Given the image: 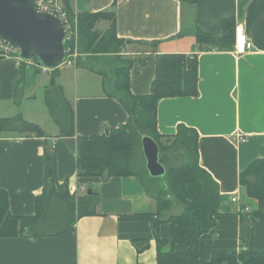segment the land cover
I'll return each instance as SVG.
<instances>
[{
    "label": "crops",
    "instance_id": "1",
    "mask_svg": "<svg viewBox=\"0 0 264 264\" xmlns=\"http://www.w3.org/2000/svg\"><path fill=\"white\" fill-rule=\"evenodd\" d=\"M57 1L63 7L65 0ZM68 1L75 13L114 10L117 37L133 41L122 47V55L132 59L129 88L133 94L150 91L156 55L197 56L198 94L161 98L157 130L171 135L178 125L195 129L199 165L219 188V213L215 225L199 237V257L208 260L214 253L264 251V216L249 212L254 203L244 196L239 183L241 170L254 159H264V0ZM224 20L230 21L228 39L220 38ZM239 24L252 48L237 55L233 44ZM107 26L106 20L96 23L101 31ZM197 29L208 37L197 39ZM55 80L73 107L76 136L105 133L126 122L127 112L106 94L97 71L85 65H60ZM50 81V70L39 69L34 61L21 67L16 55L4 53L0 41V118L19 115L44 132V136L0 132L1 188L7 194L10 213L34 215L45 184L47 146L55 152L57 181L67 183L70 195L82 196L88 189L98 194L95 213L78 218L61 235L0 238V264H157L151 223L156 217L155 200L132 175L77 176L76 153L59 136L45 103ZM238 134L244 140H238ZM235 195L238 202L232 201ZM241 206L248 208L242 216L248 228L245 246L239 236ZM159 235L170 239L169 223L160 224ZM133 240H144L147 247L139 252ZM176 250L186 247L177 244Z\"/></svg>",
    "mask_w": 264,
    "mask_h": 264
},
{
    "label": "trees",
    "instance_id": "2",
    "mask_svg": "<svg viewBox=\"0 0 264 264\" xmlns=\"http://www.w3.org/2000/svg\"><path fill=\"white\" fill-rule=\"evenodd\" d=\"M193 3L195 0H181ZM114 5V4H113ZM66 19L77 23L78 49L81 55L76 65H85L97 71L106 94L116 98L127 112L125 123L108 129V133L76 136L74 110L60 84L55 80L56 69L50 70L51 81L44 92L45 103L59 128V136L70 142L76 153V173L79 178L135 176L156 202V217L152 230L156 241L157 264H264V251H233L214 253L208 260L198 254L199 237L215 225L220 197L217 183L199 165L195 129L178 125L175 134L161 135L157 130V103L164 97L195 96L198 94V61L195 54L163 53L156 55L155 75L150 91L136 95L129 88V70L132 59L122 55L127 42L116 35L114 10L75 13L68 0L63 3ZM108 21L101 31L96 23ZM221 39L229 38L230 21H223ZM197 39L208 34L197 29ZM143 43V42H138ZM154 46L155 43H146ZM67 44L65 43V46ZM9 54L16 55L12 51ZM23 67V61L19 60ZM41 69L40 67H38ZM19 80V84H20ZM16 131L21 135L44 136L43 130L17 115L0 118V132ZM151 136L158 144L166 166L162 177L148 174L141 151L140 137ZM181 155L177 164H169L172 152ZM45 184L36 199L34 215L19 216L10 213L7 194L0 185V238L16 236H57L65 233L78 218L95 213L98 194L92 191L82 196L70 195L67 183L59 184L56 176V156L53 149L44 148ZM244 196L253 201V216H264V159H254L239 173ZM170 196L182 204L179 213L161 218L171 207ZM240 207L241 246L247 244L248 228L244 223V208ZM167 222L171 227L169 240L159 235V226ZM137 251L147 247L144 240H133ZM182 244L185 251H177Z\"/></svg>",
    "mask_w": 264,
    "mask_h": 264
},
{
    "label": "water",
    "instance_id": "3",
    "mask_svg": "<svg viewBox=\"0 0 264 264\" xmlns=\"http://www.w3.org/2000/svg\"><path fill=\"white\" fill-rule=\"evenodd\" d=\"M65 32L62 18L38 10L36 0H0V40L14 47L23 62L34 61L45 70L59 67L66 58ZM140 144L148 174L162 177L166 166L157 142L142 134ZM90 193L92 189H88Z\"/></svg>",
    "mask_w": 264,
    "mask_h": 264
},
{
    "label": "built area",
    "instance_id": "4",
    "mask_svg": "<svg viewBox=\"0 0 264 264\" xmlns=\"http://www.w3.org/2000/svg\"><path fill=\"white\" fill-rule=\"evenodd\" d=\"M36 7L40 11H50L58 16H60L65 25V46L66 58L61 65L74 66L76 65V60L79 57L80 52L78 49V29L77 23H71L65 17V12L63 7L58 4L57 0H36ZM1 41V40H0ZM2 42V41H1ZM3 43V42H2ZM4 53L13 52L16 53V49L10 45L4 44ZM252 48V42L247 38L244 27L239 24L235 27L234 32V44H233V53L239 55L246 53L249 49ZM19 59V58H18ZM20 60V59H19ZM238 140H244L241 135H237ZM233 202H238V196L235 195L232 198ZM248 208L245 207L243 211H248Z\"/></svg>",
    "mask_w": 264,
    "mask_h": 264
},
{
    "label": "rangeland",
    "instance_id": "5",
    "mask_svg": "<svg viewBox=\"0 0 264 264\" xmlns=\"http://www.w3.org/2000/svg\"><path fill=\"white\" fill-rule=\"evenodd\" d=\"M99 22V21H98ZM173 154L170 156V161L169 164H177L182 160L181 155H179V153H177L176 151L172 152ZM170 200H171V207H170V213H179L181 211L182 208V204L177 201L174 197L170 196Z\"/></svg>",
    "mask_w": 264,
    "mask_h": 264
}]
</instances>
